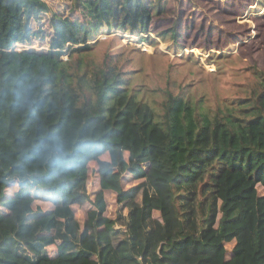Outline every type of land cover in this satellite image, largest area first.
I'll use <instances>...</instances> for the list:
<instances>
[{
    "label": "trees",
    "instance_id": "1",
    "mask_svg": "<svg viewBox=\"0 0 264 264\" xmlns=\"http://www.w3.org/2000/svg\"><path fill=\"white\" fill-rule=\"evenodd\" d=\"M72 2L81 18L55 13L49 33L34 27L50 12L46 0H0V264H228L240 233L258 255L264 233L246 201L264 197V18L233 56L245 60L246 81L209 109L195 91L202 73L219 75L193 53L180 57L192 101L180 91L185 78L148 90L125 53L93 58L90 42L105 30L156 51L161 41L225 50L180 24L175 1ZM233 58L207 61L218 71ZM106 193L115 217L99 206ZM249 256L243 264H264Z\"/></svg>",
    "mask_w": 264,
    "mask_h": 264
},
{
    "label": "rangeland",
    "instance_id": "2",
    "mask_svg": "<svg viewBox=\"0 0 264 264\" xmlns=\"http://www.w3.org/2000/svg\"><path fill=\"white\" fill-rule=\"evenodd\" d=\"M46 1L50 7V12L43 15L42 23H34L35 28L41 27L50 33L52 30L49 26V20L55 13L69 16L71 19L81 18L80 15L71 11L73 0ZM174 1L176 8H178L179 17H181L180 24H196L204 32L205 36L208 37L213 34L216 38L224 41L226 44L225 50L211 49L205 53V51L194 46L182 48L179 45L175 47L171 45L172 41H161L156 51L152 42L144 41L141 36L134 37L126 32L109 33L105 30L102 31L97 39L90 42L95 47L93 58L100 61L107 50H110L113 54L125 53L126 57L131 59L133 67L138 70V75L136 74L137 78L135 79L144 84L148 90L155 89L159 85L162 86V83L166 85L168 78L174 81L175 78H182L181 80L185 78L180 91L187 92L190 101L196 99L193 96L195 92L200 93L198 96L201 94L205 95L206 106L209 109H214L217 105L223 104L227 99L232 98L237 86L246 81V78L238 70L243 67L245 60H243V63H239L235 61L233 56L239 51L240 47L247 45L248 42L255 38L258 30L257 26L262 20L259 18H264V0H168V3L173 4ZM166 27L165 23L161 26V28ZM149 36H152L151 33ZM34 46L37 49H46L47 43L37 40ZM184 53H193L200 61L199 65L201 67L207 69L211 74L217 73L219 78L212 80L209 79L208 73H202V82L199 84L198 90L193 92L192 87L195 85L193 81L181 75L183 66L180 65V57ZM214 53H221V57L226 54L227 58L233 59L223 63V67L217 71L216 63L207 61L209 56ZM164 54L169 55L172 60L165 58ZM247 70L254 72V68L251 65L247 67ZM166 71L170 73L167 78ZM208 81L209 83L207 84ZM176 82L182 83V81L177 80ZM150 95L152 96L153 93H150ZM246 188L251 194L254 186L246 184ZM260 194L259 196L256 191L253 204L250 201H246V204L250 211L248 212V217L251 225L252 220H254L252 211H256V224L259 230L264 233V197L262 193ZM101 196L99 201L100 208L106 209V213L110 217H115V195L106 193ZM222 198L225 199V193L222 194ZM235 207V204L228 201L225 210L230 213ZM225 234L228 240L235 235L230 226H226ZM237 237L240 241L237 243L235 255L232 256L228 264H243L246 256L250 258L249 255H251L252 260L264 261V246L258 255H254L251 250L249 235L240 233Z\"/></svg>",
    "mask_w": 264,
    "mask_h": 264
}]
</instances>
